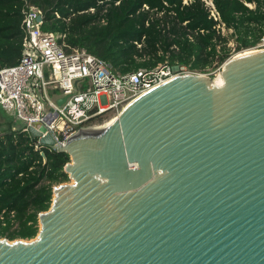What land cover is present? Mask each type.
<instances>
[{"label":"water","instance_id":"water-1","mask_svg":"<svg viewBox=\"0 0 264 264\" xmlns=\"http://www.w3.org/2000/svg\"><path fill=\"white\" fill-rule=\"evenodd\" d=\"M220 76L177 77L64 145L30 124L72 183L34 239H0V264H264V50Z\"/></svg>","mask_w":264,"mask_h":264},{"label":"trees","instance_id":"trees-1","mask_svg":"<svg viewBox=\"0 0 264 264\" xmlns=\"http://www.w3.org/2000/svg\"><path fill=\"white\" fill-rule=\"evenodd\" d=\"M29 7L41 12L43 32L61 36L67 53L85 50L120 75L159 65L205 74L231 58L230 38L234 52L264 38V0H0V69L22 57L21 23ZM69 162L68 154L37 145L23 127L0 132V239L36 237L53 188L69 181Z\"/></svg>","mask_w":264,"mask_h":264},{"label":"built area","instance_id":"built-area-1","mask_svg":"<svg viewBox=\"0 0 264 264\" xmlns=\"http://www.w3.org/2000/svg\"><path fill=\"white\" fill-rule=\"evenodd\" d=\"M206 6L216 20L212 3L206 2ZM39 16L41 22L37 21ZM42 23L43 16L36 8L23 11L22 57L15 66L0 69V109L13 113L23 123V132L28 133L30 124L40 123L45 128L43 136L49 134L57 144L64 145L79 131L105 125L129 104L177 77H211L168 65L114 74L110 63L85 50L67 53L59 44L61 36L43 32ZM252 49L263 51L264 38ZM47 91L57 93L55 101ZM61 99L64 101L58 105Z\"/></svg>","mask_w":264,"mask_h":264},{"label":"rangeland","instance_id":"rangeland-1","mask_svg":"<svg viewBox=\"0 0 264 264\" xmlns=\"http://www.w3.org/2000/svg\"><path fill=\"white\" fill-rule=\"evenodd\" d=\"M208 5H210V3H208ZM231 34H232L231 31H227L226 32L225 30H222V35L223 36L230 37ZM228 47L231 48V50H232L231 51L232 52L231 53V57H234L236 55H240L246 50H251V49H246V50H243V51H240V52H234V49L236 47V43H235L233 38L229 39ZM251 52H254V51H251ZM220 68H216L214 70H211V72L207 73V74L211 75V78L214 79V82H216V83H218L220 81V79H221L219 77L220 73H221V69ZM47 94H48V97L50 98V100L55 101V97L57 96V93H51L50 91H47ZM41 101L43 102V104H45V101L42 99V96H41ZM9 125L12 126L13 128H15V130L21 129L23 127V123L20 120L16 119V117H15V115H13V113H9L7 111H4V110L0 109V132L8 129ZM13 128H12V130H13ZM67 183L71 184L72 181L69 180ZM25 241H28V240H25Z\"/></svg>","mask_w":264,"mask_h":264},{"label":"bare ground","instance_id":"bare-ground-1","mask_svg":"<svg viewBox=\"0 0 264 264\" xmlns=\"http://www.w3.org/2000/svg\"><path fill=\"white\" fill-rule=\"evenodd\" d=\"M251 51H254V52H251ZM245 52V53H244ZM242 54H240V55H236V56H241V55H245V54H250V53H255V52H259V51H256V50H248V51H244ZM220 78H221V76H219ZM219 78V79H220ZM218 82V81H217ZM222 78L220 79V81L218 82V83H216V82H214L216 85H221L222 84ZM116 120V117L115 118H113L112 120H109L106 124H108V123H110V122H113V121H115Z\"/></svg>","mask_w":264,"mask_h":264},{"label":"crops","instance_id":"crops-1","mask_svg":"<svg viewBox=\"0 0 264 264\" xmlns=\"http://www.w3.org/2000/svg\"><path fill=\"white\" fill-rule=\"evenodd\" d=\"M13 128V127H12ZM13 130H15V128H13Z\"/></svg>","mask_w":264,"mask_h":264}]
</instances>
